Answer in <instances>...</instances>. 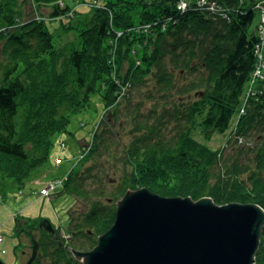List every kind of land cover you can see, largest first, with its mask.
I'll return each mask as SVG.
<instances>
[{
	"label": "trees",
	"instance_id": "trees-1",
	"mask_svg": "<svg viewBox=\"0 0 264 264\" xmlns=\"http://www.w3.org/2000/svg\"><path fill=\"white\" fill-rule=\"evenodd\" d=\"M11 1L0 0L9 26L0 69V182L13 177L25 186L95 93L107 115L59 186L86 205L69 214V237L38 227L36 238L37 221L18 218V234L38 244L36 257L21 264H83L73 249H92L113 225L117 202L141 187L264 208V82L244 100L256 62L257 0H213V9L199 0L184 9L179 0H84L86 11L56 0L49 17L21 21ZM236 116L232 151L210 147ZM112 168L121 171L115 179ZM256 264H264V229Z\"/></svg>",
	"mask_w": 264,
	"mask_h": 264
},
{
	"label": "water",
	"instance_id": "water-1",
	"mask_svg": "<svg viewBox=\"0 0 264 264\" xmlns=\"http://www.w3.org/2000/svg\"><path fill=\"white\" fill-rule=\"evenodd\" d=\"M45 228L56 232L49 222ZM263 229L258 203L218 204L141 187L117 202L113 225L92 249L73 254L83 264H256Z\"/></svg>",
	"mask_w": 264,
	"mask_h": 264
},
{
	"label": "rangeland",
	"instance_id": "rangeland-1",
	"mask_svg": "<svg viewBox=\"0 0 264 264\" xmlns=\"http://www.w3.org/2000/svg\"><path fill=\"white\" fill-rule=\"evenodd\" d=\"M55 1L56 0H13V2L11 1V8L13 9V14L17 15L18 21L28 20L33 17L45 19L49 17ZM65 1L66 0H60L58 2L65 5ZM69 1L72 2L74 9H79L80 11H84L85 9L89 10L88 3L84 0ZM188 1L189 0H179L178 9H180L179 6L181 3L185 2L188 4ZM99 2L100 0H92L90 5L95 6L98 5ZM199 2L206 3L212 9L214 8L215 2L213 0H199ZM255 7L257 9V17L253 24V29L258 37V41L254 47L256 67L258 61V56L256 54L258 49L257 44L259 40L263 41V43H260L261 45L264 44V24L262 23L264 19V0H257L255 2ZM54 21H57V19L53 20V22ZM8 28L9 26L6 25L4 20L0 17V69L6 60L4 56L5 35H2L4 32L6 33ZM250 79H252V76ZM261 82H264V79L259 78L256 80L253 87L257 88V84ZM251 84L253 83L248 81L247 87H252ZM247 87L245 88L246 91H244L247 92L244 100L249 95L255 94L254 91V93L250 92L251 88ZM242 112L241 109L238 111V113ZM238 115L239 114H237V116ZM105 116L107 115L104 111L101 97L98 93H95L92 96V101L88 109L76 114L70 122L68 129L61 132L56 137L55 145L50 153V158L31 175L25 183V186L19 188V185L13 177L2 179L0 182V234L2 236L0 241V261H3L4 264H21L32 258L34 248L37 244L34 237L38 238L41 234L38 227L47 230L45 228V223L47 222L58 229L62 237H69V214L80 212L86 205L83 200L62 193L59 186L70 170L80 166L85 158L84 145L87 142H91L95 131L98 129L101 120H103ZM237 116L232 120L230 128L226 132L216 133L211 140L207 141L210 147L221 150L229 145L228 150L232 151L230 147L232 143L237 140L235 130ZM248 140L255 143L257 146L258 140L256 137H251ZM239 142H242V140L239 139ZM63 143L66 146L65 148L63 147ZM255 154V151L251 153V157H254ZM58 156L62 158L61 164L56 163L55 159ZM252 163L254 164V161ZM115 169L116 168L111 169L109 178L115 179V177L120 175L121 171L118 170L115 174ZM52 186L54 187L52 188ZM44 189L49 190L48 193L42 194L41 192L44 191ZM18 218L37 221L34 224V226H36L34 237L28 233H23L22 235L18 234L16 230ZM40 220L41 223L39 224Z\"/></svg>",
	"mask_w": 264,
	"mask_h": 264
},
{
	"label": "built area",
	"instance_id": "built-area-1",
	"mask_svg": "<svg viewBox=\"0 0 264 264\" xmlns=\"http://www.w3.org/2000/svg\"><path fill=\"white\" fill-rule=\"evenodd\" d=\"M186 6H187V3L183 2L180 4L179 8L184 9ZM262 23L264 24V19H263ZM260 43H263V41L259 40V43L257 44L258 49H257L256 54L258 56V61H257L256 67L254 68V71L252 72V79H250V82L253 84H251L252 87L251 86L247 87V88H251L250 92H253V89H254L253 85L255 84L256 80H258L259 78L264 79V46H263L264 44L261 45ZM244 95L246 96L247 92H245ZM241 111H244V109H241ZM63 147L64 148L66 147L64 143H63ZM55 160H56L57 164L62 163V158L60 156L56 157ZM53 187L54 186H52V188ZM48 191L49 190L44 189V191H42L41 193L46 194V193H48ZM1 239H2V236L0 234V241H1Z\"/></svg>",
	"mask_w": 264,
	"mask_h": 264
}]
</instances>
